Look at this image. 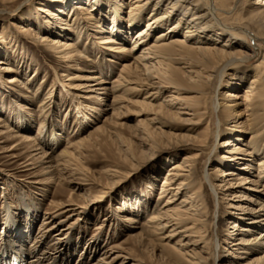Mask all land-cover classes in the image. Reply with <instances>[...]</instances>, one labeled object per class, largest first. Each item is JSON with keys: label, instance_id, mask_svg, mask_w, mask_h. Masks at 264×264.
Returning <instances> with one entry per match:
<instances>
[{"label": "bare ground", "instance_id": "1", "mask_svg": "<svg viewBox=\"0 0 264 264\" xmlns=\"http://www.w3.org/2000/svg\"><path fill=\"white\" fill-rule=\"evenodd\" d=\"M2 1L12 3L15 0ZM53 1L62 2L63 0ZM70 1L65 0L62 7L57 8V12L50 8L48 0H43L45 5L40 7L47 18L51 19V16L57 21L60 31L57 33V37L52 38L49 33L38 35L36 30L30 32L28 31L30 29H27L23 31L35 38L48 50L60 54L59 57L70 67L74 66V61L90 60L87 55H83V50L86 48L82 47L80 40L84 36L87 35V41L91 36L93 39L100 38L99 43L101 45L105 44V47L114 53V56H121L124 60L117 76L109 85L99 71L85 77L84 79L90 80L88 86H91L92 89L87 87L89 91L98 92L95 94L97 100L107 98L108 105L111 107V114H114L121 108L120 104L126 101L123 99V94L115 95L121 86L126 88L125 91L133 92L141 91L139 86L148 88L147 97L139 102L140 111L142 116L148 117L146 113H149L152 117L140 119L138 125L141 126L140 124L151 120L152 124H157V121H160L173 126L178 132H170L172 136L167 134L171 140L174 138L171 141L172 147L195 150L184 153L180 162L173 163L169 167L160 186L158 197L160 200V198L169 195L168 199L163 206L161 204L156 206L157 208L148 219L153 228L162 235L158 237V240L161 241L162 253H165L169 246L174 250V245L168 246V242L163 243L162 241L167 238L173 240L180 237L177 244H179V249L183 251L181 255H183L184 260L174 259L167 255L165 264H207V255H211L207 249L209 242L206 235L208 210L201 183L197 181V178L198 174L201 173L199 172L200 165H202L201 161L205 156L204 153H200V150L214 148L216 140L219 138L224 140L225 152L231 154L228 155L227 161H220L221 159L218 158L215 166L211 168L212 173H209L208 169L205 168L204 178L209 182L215 198H219L220 195H222L223 200H228L226 198L230 195L233 196L229 200L239 198L236 203L231 205V208L240 210V212L237 217H235L236 213L231 212V218L237 219L229 221L233 223V232L226 242H230L235 249L237 247L236 250L242 249L248 256L257 252L258 249L261 250L263 254L249 261L248 264H264V242L258 238L263 236L262 239L264 240V230L260 231L257 238L248 236L252 227L256 229L258 224L264 222V202L258 200V197L260 198L264 194V65L262 63L257 64L253 69L247 86L245 83L251 58L259 55L260 52L264 55V0L251 1L243 13L236 11L239 0H83L84 3L79 5L80 10H83L82 13L85 14V17L82 18L79 15L78 7L75 9L73 2ZM66 10L67 13H65ZM231 16L237 20V23H229ZM244 20L257 25L263 32V36H254L252 32L244 28L245 26L242 27L240 24ZM122 23H124L123 27ZM90 24L96 27L93 33L89 32ZM47 27L52 30L50 25ZM19 28L23 29L22 27ZM68 31L75 35L69 37L71 34L68 35ZM83 32L87 34L84 35ZM152 34L155 35V39L150 43L149 36ZM128 35H131L130 39H128ZM221 39L222 42L219 41ZM249 41H255L256 44L261 42L262 44L261 46L257 44L256 50H250L247 43ZM101 48L104 47L101 46ZM150 54L153 57H150ZM6 60H0V64L4 65L2 70H14L7 64ZM227 73L229 74V82L227 81L224 86L229 89L225 91L223 98L215 100L212 105L214 110L219 109L221 117L219 116L220 118L216 122L211 116L207 127L199 131L198 135L194 131L199 126L198 123L203 122L202 117L204 116L199 118V112L204 108L205 110L201 114L209 113L207 107L200 105L202 94H207L213 87L214 80L222 81ZM62 76L68 77L69 75L63 73ZM16 77L12 76L7 81L16 82L18 80ZM133 83L135 86H130ZM40 87L41 85L37 86L33 95L39 92ZM83 87L85 86L80 84L71 85V88L80 89ZM51 93L53 92H48L49 95ZM68 93L71 94L72 98L75 96V93ZM163 93L168 95L163 100L158 101L156 96ZM69 104L72 105L73 103L69 102ZM46 105V103H42L41 106L45 108ZM55 106L56 104L51 109L52 112L50 111L49 116L51 115V117L56 114ZM123 107L128 108L129 106L124 104ZM102 111L98 106L80 110L78 111L77 122L81 125L93 123L94 117L101 114ZM25 112L27 111L22 110V112L14 114L18 123L28 121ZM239 116H242V121L238 118ZM159 117L163 119L160 118L159 120ZM4 119L0 116V138H4V142H18L10 148L13 151L20 150L19 146L24 145L26 151L22 154H26L27 157L25 165L30 166L28 169L31 170L32 174L41 176V178H37L36 183L44 185L52 182L57 183L55 197L50 203L51 211L45 213L33 239H35L36 244L42 242L46 244L48 238L52 236L56 245L60 246L62 243L58 248H67L70 245L68 242H71L74 236V231H71V228L75 224L74 221L71 222L72 225L69 223L71 226L68 228L66 227L69 225L67 221L70 220L71 216L78 214L79 209L90 206V200L78 203L72 195L76 190L83 188L80 184L81 181L90 180L86 174L80 171L79 165L77 166L76 163L79 159V150L86 147L87 137L79 138L75 143H70L58 153H54L53 145L46 148L40 146L36 142L34 133L21 135ZM106 119L108 118H105L104 122ZM177 121L189 122L191 128H187L183 132L180 125L176 124ZM232 122H236V124ZM43 125L45 124L43 123ZM147 126L146 123L143 125L141 133L146 134L148 139L154 140V138L157 139L158 136H161V133L155 128H152L151 132L145 130ZM104 128V124L98 125L95 132ZM27 130H31L30 126L27 127ZM158 130H162V128H158ZM190 130L194 134H190ZM45 138L47 139V137ZM163 142L161 140L156 143L155 140L153 144H145L149 145V148L154 147L155 149L162 146ZM123 151L127 155V159L136 160L130 146H126ZM242 152L243 155L255 157L252 160H256L257 171L251 172L252 160L240 157ZM221 157L223 158L224 155ZM242 160L244 163L240 162ZM227 165L228 167L224 169V166ZM115 171H110V174ZM220 173H223L221 175L223 179L214 185L212 179ZM254 173L256 174L254 175ZM62 180L68 184L75 182L70 187V194L66 199L57 198L61 191L64 193L63 190L59 189ZM236 188H243L244 191L236 195V192L232 193ZM252 192L255 194H251ZM180 197L183 198L176 204L178 207L173 208L171 204L178 201ZM240 202L247 203V206L240 204ZM29 205L26 204L25 207L30 209L31 206ZM8 211L9 217L5 222L4 230H7V226L10 228L15 226V232L19 234L16 239H12L15 241V246L9 243L10 253H19L20 248L24 247L22 242L24 233L28 232L29 234L31 226L29 225L27 231L20 235L22 232L19 229V222L13 216L12 210ZM244 214L249 215L247 227H242L239 224V220ZM126 219L128 226H133L136 223L134 215L128 216ZM115 224L117 226L123 225L118 219L115 220ZM241 233H247L246 237H234V234L240 235ZM69 234L72 235L68 236ZM145 236L146 233L142 230L132 234L130 238L140 244L143 242L146 246L150 243L146 242ZM94 242L96 241L91 239L86 245V253L90 257L98 250ZM114 248L119 249L120 246L112 245L110 250H104L98 260L92 264H110L111 259L109 261L106 259L109 258L107 256ZM14 249L15 251H13ZM48 250V246L44 248L35 246L30 252L22 250L23 253L21 252L20 255L24 259L25 255L28 254L29 256L30 253H34V257L29 259L28 264H45L43 261L49 253ZM38 252L39 255H37ZM119 253L112 260L122 259L119 264H124L126 258L129 257H122V253ZM234 255L239 257L238 254ZM143 263L138 261V263L132 262L131 264Z\"/></svg>", "mask_w": 264, "mask_h": 264}, {"label": "rangeland", "instance_id": "2", "mask_svg": "<svg viewBox=\"0 0 264 264\" xmlns=\"http://www.w3.org/2000/svg\"><path fill=\"white\" fill-rule=\"evenodd\" d=\"M251 1L253 0H239L236 6L237 10H235L239 13H243ZM48 2H50V8L53 9L54 12H57V8L60 6L62 7L65 0L62 2L48 0ZM70 2H73V7L75 9L78 7L80 17H85V14L82 13L83 10L81 11L79 8V5L84 3L83 0H71ZM42 5H45L43 4V0H15L12 3L0 0V33L2 32L0 36H3L0 37V60L7 59V64L14 69L10 71L2 70L4 65L0 64V116L5 118L4 120L21 135H27L31 132L34 133L36 142L40 146L46 148L53 145L55 148L54 153H58L70 143H75L79 138L87 137L86 147L79 150V159H77L76 163L77 166L79 165L78 168H80V171L86 174L90 180L86 182L81 181L80 184H82L83 188L81 187L80 190H76L72 195L78 203L84 200H90V206L79 209V211H77L78 214L71 216L70 220L67 221V224L73 221L75 222L73 225L71 223L73 226L71 231H74V236L71 242H68L70 247L58 248L62 243L60 246L56 245L54 243L55 239H53L52 236L48 238L46 244L43 242L36 244L34 241L35 239H33L34 235L45 213L51 211L50 203L55 197L54 193L56 192L57 183L52 182L48 185L36 183L38 180L37 178H41V176L32 174L31 170L28 169L30 166L27 167V165H25L27 157L25 156L26 154H22L26 151L24 145L19 146L20 150L13 151L10 150V148L15 146L18 142H4V138H0V264H10L9 261L12 256H19L22 250L24 252H30L35 246L39 248L49 247V253L46 255L45 261H43L45 264H92L98 260L100 254L104 250H110L112 245H119L120 248H114L111 250L113 252L110 251L111 254L109 252L107 256L109 258L106 260L109 261L111 259L110 264H119L121 262L122 259L116 261L112 260L118 252H120L119 254L122 253V257H129L126 258L124 264H131L132 262L138 263V261L144 262L143 264H165L167 255L174 259L184 260L183 255H181L183 251L179 249V244H177L180 237L173 240L167 238L162 241L163 243L168 242V246L174 245V250L169 246L168 249L165 250L166 255L164 252L163 254L160 245L161 241L158 240V237L162 235L153 228L152 223H149L148 219L150 218V214L157 208L156 206L160 204L163 206L168 199L169 195L160 198V200H158V197L160 186L163 183L169 167L173 163L180 162L184 153L195 150L172 147L171 141L174 138L172 140L169 138V135L172 136L170 132H178L173 126L160 121H157V124H152L151 120L145 121L140 124L141 126L138 125L140 119H149L152 117L149 113H146L148 117H144L140 111L139 102L147 97L148 93L146 92L148 88L139 86V90L141 91L133 92L125 91L126 88L121 86L120 89L115 92V95L119 96L123 94V99L127 102L124 101V103L120 104L121 108L114 114H111V107L108 105L109 101L107 98L104 100H97L95 94L98 92L89 91V88L92 89V87L88 86L90 85V80L84 79L85 77L92 73H98L99 71L100 75L104 76L106 83L109 85L117 76L124 60L121 56H114V53H111V51L105 47V44L101 45V43H99L100 38L93 39L91 36L87 41V33L85 34L84 31L83 34L86 36L80 41L82 47L86 48L83 50V55H87L90 60L74 61V66L70 67L68 63L59 57L60 54L48 50L35 38L27 35L23 30L30 29L28 30L30 32L36 30L38 35L49 33L52 38L58 36L57 33L60 31L57 21L50 15L51 19L46 17V14L41 11L40 7H42ZM67 12L66 10L65 13ZM231 17L229 23H237V20H235L233 16ZM123 24L124 23L121 24L122 27ZM48 25H50L52 30L47 27ZM240 25L242 27L245 26L244 28L252 32L254 36H263V32L258 26L251 22L249 23L244 20ZM19 27L23 29L21 30ZM95 30L96 27L90 24L89 32L93 33ZM67 33L68 35L71 34L69 37L75 35L70 33V31ZM131 35H128V39L131 38ZM100 37H102V35H100ZM62 38L65 39L64 36H62ZM154 39V34L149 36L150 43H152ZM219 41L222 42V39ZM247 43L250 50H256V45L258 44V46H261L262 44L261 42L256 44L255 41H249ZM101 46L104 48H101ZM150 55V57H153L152 54ZM259 63L264 65V55L262 52L252 57L248 64L249 68L247 72L249 71V73L245 79L246 86L253 73V69H255ZM63 73L69 76H62ZM10 76H17L16 78H18V80L12 83L8 82L7 79L11 78ZM69 78L71 79L68 80ZM215 80L211 90H209L207 94H202L200 105L201 107H207L209 113L201 114L203 110H205L204 108L199 112V118L204 116L202 117L203 122L198 123L199 126L194 131L197 132L198 135L199 131L207 127L211 116L216 122L221 117L219 109L214 110L212 105L215 100L223 98L225 91L229 89L224 86L227 81L229 82V74L227 73V75H224L222 81L219 79ZM64 84H66V86H64ZM72 84H80L85 87L80 89L71 88ZM38 85H41L37 93L38 95H33ZM130 86L135 85L133 83L130 84ZM48 92L53 93L49 95L50 93L48 94ZM68 92L72 94L75 93V96L72 98L71 94ZM167 95L168 94L165 93L158 94L156 98L158 101H161ZM72 99L73 101H71ZM69 102L73 104L70 105ZM42 103H46L48 106L46 105V107L43 108V106H41ZM54 104H56V114L51 117L49 114L52 112L51 109H53ZM124 104H128L129 107L124 108ZM120 105L117 106L120 107ZM97 106L103 111L101 114L94 117L95 121L93 123L81 125L77 122L78 111L85 110L87 107ZM22 110L27 111L25 114L28 121H24V123L20 121V123H18L14 118V114L16 112L20 113ZM118 111L120 112L118 113ZM105 118L108 119L104 122ZM160 118L162 117H159V120ZM238 118H240V121L243 120L242 116ZM43 123L45 125H43ZM145 123L148 125L145 130L151 132L152 128H155L161 133L162 137L158 136L157 139L154 138V140L148 139L149 137H147L146 134L141 133ZM232 123L236 124V122ZM101 124H104L105 128L95 132V128ZM176 124L180 125L183 132H185V129L191 128L189 122L177 121ZM42 125L43 127H41ZM29 126L31 130H27ZM158 128H162V130H158ZM189 133L194 134L192 130H190ZM45 137H47V139ZM155 140L156 143L163 140V145L154 149V147L149 148V145L145 144H153ZM53 141L54 144H52ZM126 146L131 147L136 156V160L131 161L129 158H126L127 155L124 154L123 151ZM230 147L232 148L233 146ZM246 148H248V146H246ZM225 151L224 140H220V138L216 140L214 148L200 150V153H204L205 156L201 161V170L199 169L201 173L198 174L197 181L201 183L208 210L206 235L207 241L209 242V248L207 249L211 255L206 254L208 256L207 264H248L249 261L261 256L263 254L262 251L258 249L257 252L248 256L242 249L236 250L237 247L235 249L230 242H226L229 235L233 232V223L229 221L237 219L235 217H237L240 212V210L231 208V205L236 203L239 198H232V200H229L233 195L228 196V198H226L228 200H223L222 195H220L219 198H215L212 194V188L209 182L204 178L205 168L208 169L209 173H212L211 168L215 166L217 160H219L218 158L221 159L220 161L228 160V155L231 153H226ZM222 155H224L223 158L221 157ZM240 157L250 160L255 158L253 156L243 155V152L240 154ZM240 162L244 163V160ZM252 164V169H250L251 172L257 171L255 159L252 160ZM227 167L228 165L224 166V169ZM113 170L116 171L110 174ZM256 173H254V175ZM222 174L223 173H220V175L212 179L214 185L222 181ZM232 177L235 178V176ZM79 178L83 179L81 176H79ZM87 182L91 184H85ZM74 183L75 182H71L68 184L65 180H62L60 188L59 186L58 188L63 190L64 193L61 191L57 198L66 199L70 194V187H72ZM241 191H244V189L236 188L232 193L236 192L235 194L239 195ZM251 194H255V192ZM182 198L183 197H180L178 201L173 202L171 206H173V208L178 207L176 204L179 203ZM258 200L263 203L264 194L262 197H258ZM157 201H159V203H157ZM26 204H30L29 206H31V208H26ZM240 204L247 206L245 202H240ZM8 210H12L13 216L17 218L20 224L19 229L20 232H22L20 235L27 231L29 225L31 226L30 233H24V238H22L24 247L20 248L21 251H19V253L13 252L11 254V247L9 245V243H12L13 246H15V241L12 239H16L17 235H19L15 232L16 227L13 226L10 228L7 226V230H4L5 222L9 217ZM231 212L236 213L234 218H231ZM132 215L135 216L136 223H134L133 226H128L126 217ZM116 219L123 225L117 226L115 224ZM248 222L249 215L247 214H244L239 220V224L242 227H247L246 223ZM71 225L69 224L66 227L69 228ZM263 225L264 222L262 221V223L256 226V229L252 227V230L248 232V236L257 238L260 231L264 230ZM142 230L146 233V242L150 243L146 246L143 242L140 244L130 238L132 234ZM71 235L72 234H69L68 236ZM246 235L247 233H241L240 235L234 234V237L242 238L246 237ZM258 238L260 241L264 242L262 239L263 236H259ZM91 239L96 241L94 243L96 247H98V250L95 251L91 248L95 253L90 257L86 253V245ZM216 240L218 241V245ZM41 245L43 246L41 247ZM254 246L257 245L254 244ZM13 251H15V249ZM40 252L42 251L40 250ZM33 254L34 253H30L29 256L28 254L25 255L26 257L24 256V261H28L26 262L27 264L31 260L30 258L34 257ZM234 254H238L240 258H237ZM37 255H39V252Z\"/></svg>", "mask_w": 264, "mask_h": 264}]
</instances>
